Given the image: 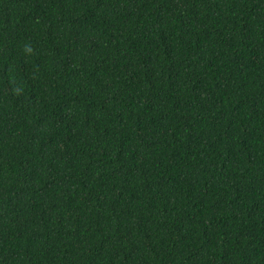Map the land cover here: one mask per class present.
I'll return each mask as SVG.
<instances>
[{
  "label": "trees",
  "instance_id": "trees-1",
  "mask_svg": "<svg viewBox=\"0 0 264 264\" xmlns=\"http://www.w3.org/2000/svg\"><path fill=\"white\" fill-rule=\"evenodd\" d=\"M0 264H264V0H0Z\"/></svg>",
  "mask_w": 264,
  "mask_h": 264
}]
</instances>
